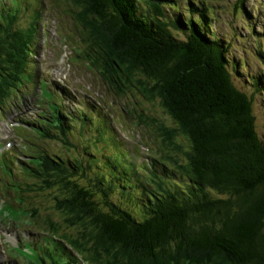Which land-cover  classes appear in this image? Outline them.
Masks as SVG:
<instances>
[{
	"label": "trees",
	"instance_id": "obj_1",
	"mask_svg": "<svg viewBox=\"0 0 264 264\" xmlns=\"http://www.w3.org/2000/svg\"><path fill=\"white\" fill-rule=\"evenodd\" d=\"M26 1L32 2L0 1V113L4 112L6 118L5 103L25 105L27 99L22 93L34 82L33 57L41 37L37 39L36 19L25 26L24 21L19 23L23 13L18 4L27 6ZM64 1L72 7L63 13L69 12L78 20L81 58L98 68V76L109 88L129 96L121 107L127 113V104L132 102L129 91L133 88L137 100L129 109L142 113L146 117L143 125L151 124L157 133L150 131L141 136L147 139L141 140L147 144L144 148L147 155L137 151V158H143V162H132L126 149L132 146H125L118 133H110L114 128L107 118L99 119L94 114L96 123L91 130L98 134L96 141L116 142L114 145L122 149L120 157L126 162L119 161V156L106 154L105 161L94 165L95 151L89 150L90 153L84 147L86 154L92 156L86 159L85 155L71 151L73 142L68 135L55 136L50 132V128H59L75 119V113L67 110L72 116L65 111V105L59 96H53L45 79L28 87L26 93L30 96L31 91L34 94L39 90L36 96L42 110L46 95L54 123L43 118L32 125L31 133L19 129L26 139L31 137L29 151L21 140L16 150L0 151V168L8 175L6 182L10 186L4 188L9 196L5 206L9 203L12 207L6 217L18 219L27 210V199L21 193L22 181L13 173L15 166H20L21 171L34 172L37 168L43 177L42 184L31 188L32 191L52 193L54 207L62 220L76 223L83 236L92 241L84 245L93 255H97V245L112 256L115 264H264V135L257 115V105L264 107V96L256 97L257 93H253L255 89L259 91L261 80L264 81V19L263 23L260 21L264 18V0L257 4L263 10L261 15L256 7L252 8L260 15L257 24L247 11L249 19H242L247 0H220L225 8H217L214 5L217 0H211L214 4L210 0H194L191 3L196 8L189 12L180 11L179 1L173 0L172 5L164 4L172 8L173 20L159 3L154 5L155 9L148 8L151 0ZM234 7L237 19L230 25L237 30L228 38L219 31L223 24L218 22L215 27V20L220 19V11L230 13L228 8ZM237 31L243 35H237ZM240 37L252 39L261 62V79L245 69L241 71L240 60L243 66L248 60L244 54L233 51ZM108 45L115 50L111 52ZM246 52L250 53L251 48ZM242 75L253 87L250 93L234 85L235 79ZM63 91L68 94L65 87ZM150 97V101L160 105V117L145 108L141 110L137 103L144 98L149 101ZM86 115H77V122L83 124L94 119L93 115ZM143 125L139 126L140 134H145ZM103 134H113L115 138L104 139ZM39 138L60 142L65 156L58 155L56 159L42 151L38 148ZM155 147L162 148V155ZM34 148L38 149L33 152ZM29 153L30 158H20ZM145 157L149 159L147 162ZM119 167L123 173L115 176ZM102 170H110L112 174ZM132 174L137 176L142 190L131 183ZM123 176L128 180L122 187L132 188L140 213H131L108 196L109 181L114 185ZM13 190L18 193L16 196H11ZM62 220L53 219L47 224L57 230L51 233L62 232L63 239L54 238L51 233L39 237L38 242L36 238L27 239L24 246L31 253L19 245L13 247L10 255L21 264L85 263L88 259L82 258L73 242L69 244L65 238L76 234L59 231L56 223ZM117 244L123 246L121 254ZM60 248L68 252L69 258L61 256ZM20 254L29 256L27 262ZM121 256L122 263L118 262Z\"/></svg>",
	"mask_w": 264,
	"mask_h": 264
},
{
	"label": "rangeland",
	"instance_id": "obj_2",
	"mask_svg": "<svg viewBox=\"0 0 264 264\" xmlns=\"http://www.w3.org/2000/svg\"><path fill=\"white\" fill-rule=\"evenodd\" d=\"M211 1V0H210ZM260 0H247L245 2L246 10H244V16H242L243 20L249 19V13L250 16H253L256 19L257 24L258 17L262 14L261 5L259 4L257 7V4ZM186 3H189L190 0H179V5L182 6L184 9L186 6ZM212 2V1H211ZM213 3V2H212ZM214 4V3H213ZM23 14H30L31 19H36L38 21V24L41 28V34H43V27L45 24H47L48 27V34L44 35V37L47 39L46 46L43 45V40H38L37 44V53L36 56L33 57L34 63L32 64L35 71L37 70L36 75H41L45 77L48 82L50 88L53 90V93L55 96H59L63 104L65 105V108L77 115H83L84 113H87V109L89 110L88 114L97 116L99 119L101 117L107 118L110 125L113 126L114 130H112L115 133H118L120 136V139L124 142L125 146H132V150H137L141 152L144 155H147V148L146 143H142L141 140L145 141V137L141 136H147L146 133L152 131L156 132V129L150 124H145L144 120L145 116L142 115V118L138 117L142 113H140L138 110H130L129 106L133 104L134 101L137 100V96H135L134 90L130 89V94L132 97V102L128 103L126 108L128 113L124 112L121 107L122 104L128 101L129 96L118 94L113 89L109 88L107 84L104 83L101 77L98 76V68L93 67V65L87 61V59L80 58L79 55V48L80 45H77V41H79L78 33L76 35V38L74 36V30L76 31L77 27V21L72 18L69 12H67V15L64 14L63 10L69 9L72 7L70 2H66L64 0H46V3H44V6L42 5L41 0H36L31 2L28 6L24 4H18ZM217 8H225V6L221 3L220 0H217L214 4ZM256 5V6H255ZM140 9L141 6L139 5ZM256 7L257 11H253L252 8ZM230 10V13H228V10L220 11V19L219 17L217 20H215V27H217L218 22L220 24H228L225 28V34L227 37H231L232 34L237 30V28L233 25H230L232 23H235L237 19V10L234 7L233 9L228 8ZM249 10V11H248ZM218 12V10L216 9ZM249 12L247 14V12ZM40 13L41 17L37 14ZM77 13V12H76ZM182 13V12H181ZM47 14V16H46ZM224 15V16H223ZM195 18V17H193ZM26 19V16L23 15L21 17V22ZM263 17L260 18V21L263 23ZM87 22L86 20H84ZM47 22V23H46ZM95 26V25H93ZM83 29L91 30L89 27H83ZM219 31L222 33L223 30L219 28ZM247 31V30H246ZM58 34V35H57ZM248 34V32H247ZM72 36V38H68L67 36ZM237 35H243L240 34L237 31ZM65 36L67 40H65ZM249 38H252V36H249ZM237 43L235 47L233 48V51L235 54L240 55L241 51L246 52L249 48H251V55L247 62L246 66H243V61L240 60L239 65L240 69L243 72L245 68L246 71L251 72L250 75L254 76L256 75V78L261 79L260 73V67L261 62L256 56V51L254 50V44L252 43V39H246L241 40L237 39ZM113 46V44H112ZM240 46V47H239ZM245 46H247L245 48ZM111 46L108 45L107 48L113 52L115 50H112L110 48ZM114 47V46H113ZM117 49V48H116ZM117 52L120 51L116 50ZM88 62V63H86ZM125 67V65H124ZM37 68V69H36ZM43 69H47V73H43ZM238 89H245L249 93L253 90V87H250L247 82L244 75L239 77L238 83L234 84ZM260 90H262L260 93L261 97L264 96V81L261 80L260 83ZM63 87H65L67 90H69L70 94H66L63 91ZM23 90V89H21ZM26 88H24V98L27 99L24 101L25 105L18 106L13 105L11 106V102L5 103V113H0V146L1 149H15L16 146L19 144L18 140H21L23 145H28V151H29V139L31 137H28L26 139L25 133L20 132V128H24L25 130H32V125L34 123L39 124L37 121L39 119H48L49 121H53V111L49 109V101L43 99V102L46 108L44 111L40 108V103L38 102V97L36 95L39 94V91L36 90L37 93H34L31 96L27 95ZM10 93V92H9ZM119 96H118V95ZM10 95H13L10 93ZM69 95V96H68ZM264 99V98H263ZM66 102V103H65ZM138 105L141 107V110L145 108L151 115H155L157 117L161 116V110L160 105L157 101H148L144 98V100L137 101ZM153 103V104H152ZM94 105L95 108H93L91 105ZM134 106V104H133ZM123 108V107H122ZM111 110V111H110ZM45 112V113H44ZM108 112V114H107ZM136 112V113H135ZM42 115H39V114ZM86 115V114H84ZM44 116V117H42ZM53 116V117H52ZM87 116V115H86ZM94 116V119H89L85 121L83 124H80L77 122V119H71L68 122H64V125L60 126L59 128H50V132L52 135H60L62 137H65L68 135L70 139L73 142V146L70 147L71 151L75 154L80 153L82 155H85V158H91V155H87L86 152L83 150L85 147L88 151H99V156L96 155L97 159L102 163L105 161V158L102 156V154L105 152H110L108 154L112 155L113 157L119 156V161H123V163H126L124 161V158H121L120 154L123 153L122 149L115 146V143H112V140H105L104 142H97V132L94 134L91 130L93 125L96 123ZM258 116L261 122L262 126V133L264 135V107L258 109ZM51 117V118H50ZM136 125V126H134ZM169 124H171L170 121H168ZM144 126V133L139 134V126ZM48 125V124H47ZM46 125V127H47ZM89 128V129H88ZM155 129V130H153ZM94 130V129H93ZM135 130V131H134ZM31 133V131H30ZM29 133V134H30ZM105 139L106 137L109 139L115 138L113 134L102 135ZM133 137L136 139H133ZM147 140V139H146ZM138 141V144L137 142ZM140 141V143H139ZM146 142V141H145ZM115 144V145H114ZM75 145V146H74ZM77 145L79 146L77 148ZM23 147V146H22ZM38 148H40L42 151L47 152L48 154L52 155L56 159H58L59 156H65L63 155L64 151L62 150V144L60 142H57L55 139L52 140H44L40 139L38 140ZM34 148V150L38 149ZM162 155V148L157 149L154 148ZM90 152V151H89ZM91 153V152H90ZM152 153L151 151L149 152ZM30 154L24 155L23 159L30 158ZM130 154V153H129ZM143 158H141L142 160ZM147 162L146 160H144ZM143 162V160L141 161ZM19 163V162H18ZM20 166L16 165L15 169L13 170L14 176L17 177L22 181V194L27 199L26 207L28 209V212L26 215L20 216L18 219H11L7 218L6 215L10 214L12 210L10 208L11 204H7L5 207V204L9 198V196L2 194L5 191H3V188H10L9 185L6 186V173L2 168H0V209L4 208L3 214H0V264H20L16 262L13 258H11L8 255V251H11V246H18L17 244H20L21 241L23 243H28L27 236L31 238H36L37 242L39 241V237L41 235L46 234V231H53L57 233V230L52 227L51 229L48 227L47 221L52 223L51 221L53 219L55 220H62L60 212L55 209L54 204L55 201L53 199L52 193H49L48 191L39 190L37 192H33L31 188L38 187L42 184L41 179L43 177L41 176L40 171L36 168L35 171H27L23 170ZM5 176V178H3ZM12 177V174H10ZM9 176V177H10ZM26 177V178H25ZM130 181L133 184H136L138 189H141V184L137 179L136 175H130ZM117 189V190H116ZM114 188L113 191H115L112 195V197L119 201L122 198L125 197V192H123V189ZM2 192V193H1ZM54 193H57V191H54ZM18 193L14 192L13 195L16 196ZM131 211V210H130ZM14 213V212H13ZM57 226H59L60 229L66 231L68 234H76V237L70 236L68 239V235H65V238L69 244L73 242L74 246L78 248V251H80V256L84 259H88L90 262L98 261L99 263L94 264H115L111 260V255L104 249L99 246H95L97 249V255L91 254L87 247H85L84 243H90L92 244V241L90 239H86L81 230L77 228L76 223H72L70 221H58ZM61 227V228H60ZM67 227H70V230H66ZM91 231L96 232L93 228H90ZM58 231V232H59ZM45 232V233H42ZM55 233H52L55 235ZM58 235V236H57ZM55 236L59 237L60 239L64 238V235L62 232L56 234ZM22 237V238H21ZM71 241V242H70ZM11 243V244H10ZM10 244V245H9ZM89 245V244H88ZM43 246V245H42ZM123 246L120 244H117V249L119 250L118 253L121 254ZM23 250L27 251L28 253H31L29 249L22 248ZM69 258V255H66L65 258ZM118 257V256H114ZM29 256L24 257V260L27 262V259ZM123 256H121L118 260V262L122 263ZM251 262V260H248ZM88 262L87 264H91ZM28 264V262H27Z\"/></svg>",
	"mask_w": 264,
	"mask_h": 264
},
{
	"label": "bare ground",
	"instance_id": "obj_3",
	"mask_svg": "<svg viewBox=\"0 0 264 264\" xmlns=\"http://www.w3.org/2000/svg\"><path fill=\"white\" fill-rule=\"evenodd\" d=\"M137 7V9L139 10L140 9V7L139 6H136ZM40 17H41V14L40 13H37ZM34 56H36V53L34 54ZM118 67V66H117ZM122 69V68H121ZM119 70V69H118ZM120 71V70H119ZM111 78V77H110ZM112 79V78H111ZM109 82V81H108ZM110 84V83H109ZM111 85V84H110ZM117 87V86H116ZM122 87V86H121ZM135 88V87H134ZM118 89V88H117ZM122 89V88H121ZM133 89V88H132ZM120 90V89H119ZM118 90V91H119ZM123 91H124V88H123ZM139 91V90H138ZM127 92V91H126ZM121 93V92H120ZM120 93H119V95H120ZM118 95V94H117ZM118 95V96H119ZM147 98V97H146ZM148 99V98H147ZM150 99H151V97L149 98V101H150ZM66 103V102H65ZM153 104V103H152ZM111 111V110H110ZM126 111V110H125ZM134 111H136V110H134ZM136 113V112H135ZM155 116V115H154ZM138 117H140V119L142 118V114L141 115H139ZM146 118V117H145ZM144 120H146V119H144ZM146 122V121H145ZM149 123V122H148ZM150 125V124H149ZM89 129V128H88ZM156 129V128H155ZM155 129H153V130H155ZM135 131V130H134ZM157 133V132H156ZM140 134V133H139ZM159 134L160 135H162V134H164L163 132H162V134H161V132H159ZM12 155V154H11ZM16 157V156H15ZM15 160V159H14ZM112 205V204H111Z\"/></svg>",
	"mask_w": 264,
	"mask_h": 264
}]
</instances>
